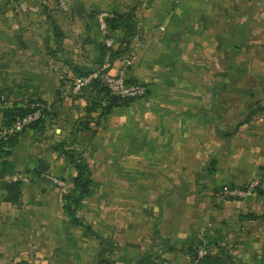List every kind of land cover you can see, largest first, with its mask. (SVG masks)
Here are the masks:
<instances>
[{"label": "crops", "instance_id": "0c3cea01", "mask_svg": "<svg viewBox=\"0 0 264 264\" xmlns=\"http://www.w3.org/2000/svg\"><path fill=\"white\" fill-rule=\"evenodd\" d=\"M65 3L0 0V123L4 109L32 99L48 105L0 155L2 174L30 175L14 201L0 175V264H97L103 247L108 263L100 264H135L145 253L143 264H194L181 249L193 237L224 264H264V221L240 217L264 211V0ZM100 11L113 20L110 47ZM132 29L128 77L145 86L144 97L111 105L104 91L62 87L52 65L115 74L123 55L113 54ZM83 121L86 129L77 128ZM56 145L88 164L90 191L77 217L97 235L63 210L75 170ZM255 178L258 189L246 197L214 198Z\"/></svg>", "mask_w": 264, "mask_h": 264}, {"label": "trees", "instance_id": "16d2710c", "mask_svg": "<svg viewBox=\"0 0 264 264\" xmlns=\"http://www.w3.org/2000/svg\"><path fill=\"white\" fill-rule=\"evenodd\" d=\"M106 21L108 24V28H109L110 24H111V27H113V20L111 18H107ZM125 22L131 28L133 27L131 12L128 13L127 16L125 17ZM53 32H54L55 40L59 41L60 37H61V33H60L59 28L55 24H53ZM132 36H133V29L131 30V33L122 37L117 51L113 54L114 56L120 57L121 55H124L126 53V51L128 50L130 38ZM90 71L91 70L85 71V72H82V73L77 74V75L86 74ZM127 82L131 83V82H134V80H132L131 78L128 77ZM89 87H91L92 90H96L97 92L104 91V93L109 97L108 100L111 103V105L134 100V99L119 98V97H116V96L110 94L109 91L107 90V88L102 84L101 81H96V82L92 83ZM0 98H1V96H0ZM2 113H3L2 114V123H0V125H9L17 116H21V115L25 114L26 109H24L23 106H17V107H12L9 109H4ZM40 120L37 121L35 124L31 125L30 127L37 125L40 122ZM86 127H87V123L84 121L79 122L77 124V128L86 129ZM16 141H17V136L11 137L5 141H2L0 143V155H2V154L8 155L9 151L6 150V147L12 148L16 144ZM55 148L59 149L60 152H62L64 154L66 160L73 165L74 170H75V175L72 179L71 189L68 192L62 194V197H61L62 202H63V205H62L63 210L67 214V216L69 217L71 224H73L75 226H81L86 231L92 232L93 234L97 235L91 229L90 226L83 223L77 217V211L81 208L83 199L89 194V191H90L91 179H90V172H89L88 164H87L86 160L79 153H77L75 150L63 149L60 147V145L59 146L56 145ZM4 165H6V162L4 163ZM215 165H216V161H215V159H212L209 162L208 167L206 169L208 174L213 173ZM0 175H2V167L1 166H0ZM19 184H20L19 182L5 184L7 191H8V194L6 195L7 200L14 201L19 197ZM257 189L258 188H256V190ZM240 217L241 218H247V219H261L264 221V211L260 214L250 213L247 215H241ZM155 240H156V238L154 239V242H155ZM158 240H159V238H158ZM100 241H101V245H103L105 247L111 245V243L108 240H105L103 238H100ZM206 245L207 244H203L200 239L193 237V238L187 239L184 243H182L181 249H185V251L191 257V260L194 261V264H224L223 260H222L223 259L222 256H217V255L215 256V255L209 253ZM201 247H203L205 249V252L202 255H200L198 252ZM175 248L176 247L174 245H168L167 246V250H172ZM105 249L106 248L103 247L99 251V253H98L99 261L97 264L104 263V262L108 263V260L103 257V250H105ZM148 256H149V253H145V254L141 255L136 260L135 264H143V261ZM226 260L231 262L232 259L230 257L226 256ZM17 264H29V263L20 262Z\"/></svg>", "mask_w": 264, "mask_h": 264}, {"label": "built area", "instance_id": "2783aa9c", "mask_svg": "<svg viewBox=\"0 0 264 264\" xmlns=\"http://www.w3.org/2000/svg\"><path fill=\"white\" fill-rule=\"evenodd\" d=\"M57 3L61 9L67 8L65 0H57ZM110 16L111 15L107 11H100L96 14L97 27L99 32L103 35V42L106 47L113 45L106 21ZM131 65V56L129 53H125L121 57V66L115 74H107L103 66L92 69L90 72L81 75H72L67 69L59 68L55 65H52L51 69L56 73L62 87L67 88L70 93H79L92 83L101 81L109 93L116 97L124 99L142 98L146 95L145 86L136 82H127L128 71ZM22 106L26 109L25 114L17 116L9 125H0V143L19 135L25 129L35 124L43 117L48 108L45 102L38 99L29 100ZM1 180L5 184L15 182L28 183L30 181V175L25 172L5 173L1 175ZM52 181L59 186H63V182L58 179L52 178ZM258 185L259 179L255 178L242 185L220 187L213 194L214 198L220 202L230 198H243L252 194ZM199 254H204V251L200 250Z\"/></svg>", "mask_w": 264, "mask_h": 264}, {"label": "water", "instance_id": "95a60500", "mask_svg": "<svg viewBox=\"0 0 264 264\" xmlns=\"http://www.w3.org/2000/svg\"><path fill=\"white\" fill-rule=\"evenodd\" d=\"M82 8V6L81 5H76L75 6V10H76V12H78L79 11V9H81ZM102 112V111H101ZM37 169L39 170V171H41V172H44L45 170H46V168H47V165L44 163V162H42V161H40V162H38L37 163Z\"/></svg>", "mask_w": 264, "mask_h": 264}, {"label": "rangeland", "instance_id": "374dc122", "mask_svg": "<svg viewBox=\"0 0 264 264\" xmlns=\"http://www.w3.org/2000/svg\"><path fill=\"white\" fill-rule=\"evenodd\" d=\"M213 193V192H212Z\"/></svg>", "mask_w": 264, "mask_h": 264}]
</instances>
